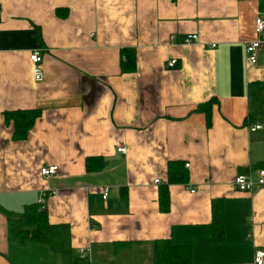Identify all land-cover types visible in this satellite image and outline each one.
<instances>
[{
    "label": "crops",
    "instance_id": "0c3cea01",
    "mask_svg": "<svg viewBox=\"0 0 264 264\" xmlns=\"http://www.w3.org/2000/svg\"><path fill=\"white\" fill-rule=\"evenodd\" d=\"M258 14L264 0H0V264H68L10 238L9 217L42 197L49 222L68 224L73 252L87 249L85 264L151 263L163 238L189 245L191 264H253L264 185L239 191L233 180L264 166V36L255 64L244 51ZM191 33L198 42L177 43ZM122 48L135 54L132 71ZM28 108L40 115L13 140L4 113ZM88 157L101 169L86 170ZM170 160H183L186 180L168 183ZM50 164L58 172L42 176Z\"/></svg>",
    "mask_w": 264,
    "mask_h": 264
},
{
    "label": "trees",
    "instance_id": "16d2710c",
    "mask_svg": "<svg viewBox=\"0 0 264 264\" xmlns=\"http://www.w3.org/2000/svg\"><path fill=\"white\" fill-rule=\"evenodd\" d=\"M121 68L123 71H132L135 68L136 59L134 52L121 49ZM209 102L198 105L197 109L203 111L206 123L209 125ZM264 114V112H263ZM40 115L37 108L17 109L4 113L5 122L12 123V139L24 140L36 118ZM253 119V118H251ZM103 166V159L88 157L85 159V168L88 171L99 170ZM264 167V166H260ZM168 183L182 182L187 178L183 160H170L167 168ZM159 207L162 211H168L170 200L167 184L160 187L158 193ZM10 238L16 245H42L51 252L63 254L67 257L68 264H85L87 258H81L75 254L70 246V231L68 224H53L48 220L47 209L44 204L32 203L16 217H9ZM210 235L214 239L215 233L208 227ZM222 234V229L220 233ZM219 236V235H218ZM192 250L189 245L175 244L170 239H157L153 241V260L147 264H191Z\"/></svg>",
    "mask_w": 264,
    "mask_h": 264
},
{
    "label": "built area",
    "instance_id": "2783aa9c",
    "mask_svg": "<svg viewBox=\"0 0 264 264\" xmlns=\"http://www.w3.org/2000/svg\"><path fill=\"white\" fill-rule=\"evenodd\" d=\"M254 32L257 36L255 39L247 41L244 44V51L247 60L255 64L258 58V50L261 45V36H264V17L262 15H257L254 22ZM171 40L175 39V36L170 37ZM199 41V37L196 33L184 35L177 43L179 44H192ZM215 44H212L211 47H214ZM29 59L31 62V74L35 82H42L44 80V70L42 68V50L40 48H35L30 51ZM176 63L175 59H170L167 62L169 67H173ZM261 128L260 124H252L249 126L250 131H255ZM118 151L125 152V147L117 148ZM188 163H185V166H188ZM58 167L55 164L43 165L40 168V174L44 177H49L53 174H56ZM160 179L155 178L153 183H159ZM234 186L240 191H250L258 186L264 185V168L257 170V175L254 177L250 171L247 172H238L233 180ZM109 187L104 186L102 188V198L105 199L108 196ZM190 192H194V189H191ZM44 198H40L39 203L43 204ZM78 255L81 258H87V249L80 248L78 249ZM253 264H264V250L261 248H256L253 252Z\"/></svg>",
    "mask_w": 264,
    "mask_h": 264
},
{
    "label": "bare ground",
    "instance_id": "6f19581e",
    "mask_svg": "<svg viewBox=\"0 0 264 264\" xmlns=\"http://www.w3.org/2000/svg\"><path fill=\"white\" fill-rule=\"evenodd\" d=\"M257 37V36H256ZM255 37V38H256ZM254 38V39H255ZM261 46V45H260ZM42 57H43V54H42ZM42 65V64H41ZM43 68V67H42ZM255 124H258V123H255ZM262 127V126H261ZM56 165V164H55ZM58 167V166H57ZM41 168V167H40ZM261 168H264V167H261ZM261 168H257L256 170H255V174H253V172L251 171V170H246V171H239V172H247V171H250L251 173H252V175L255 177L256 175H257V170H259V169H261ZM58 172V171H57ZM238 173V172H237ZM236 176V175H235ZM235 178V177H234ZM253 190V189H252ZM195 191V190H194ZM240 191V190H239ZM251 191V190H250ZM109 193V192H108ZM252 263H253V261H252Z\"/></svg>",
    "mask_w": 264,
    "mask_h": 264
},
{
    "label": "rangeland",
    "instance_id": "374dc122",
    "mask_svg": "<svg viewBox=\"0 0 264 264\" xmlns=\"http://www.w3.org/2000/svg\"><path fill=\"white\" fill-rule=\"evenodd\" d=\"M252 117H258V114H257V116H253V115H252ZM17 257H18L19 260H20V253H18ZM43 259H44L43 261H45V260H46V261H49L48 257H43ZM32 260L34 261V264L37 263V260H36V259L33 258ZM39 263H40V260H39ZM60 264H61V263H60Z\"/></svg>",
    "mask_w": 264,
    "mask_h": 264
}]
</instances>
